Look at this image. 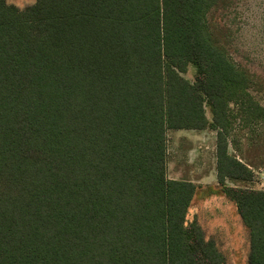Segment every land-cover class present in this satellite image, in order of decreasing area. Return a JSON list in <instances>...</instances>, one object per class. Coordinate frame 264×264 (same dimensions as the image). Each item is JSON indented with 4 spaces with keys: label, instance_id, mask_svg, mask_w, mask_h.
Instances as JSON below:
<instances>
[{
    "label": "trees",
    "instance_id": "1",
    "mask_svg": "<svg viewBox=\"0 0 264 264\" xmlns=\"http://www.w3.org/2000/svg\"><path fill=\"white\" fill-rule=\"evenodd\" d=\"M225 1L0 0V264H224L187 220L195 184L166 175L167 133L207 129L264 264V191L224 183L252 178L227 153L229 104L264 119L209 18Z\"/></svg>",
    "mask_w": 264,
    "mask_h": 264
},
{
    "label": "rangeland",
    "instance_id": "2",
    "mask_svg": "<svg viewBox=\"0 0 264 264\" xmlns=\"http://www.w3.org/2000/svg\"><path fill=\"white\" fill-rule=\"evenodd\" d=\"M24 9L35 0H4ZM209 14L225 30L226 47L234 65L252 76L256 87L250 94L264 108V0H226ZM212 21V19H211ZM195 70L188 66L182 76L194 81ZM227 153L252 172L250 181L225 179L227 186L264 191V119L247 122L230 103ZM206 118L210 112L205 109ZM216 132L169 131L167 133L166 175L190 181L196 186L187 212L205 238L211 239L223 256L224 264H248L249 232L234 204L222 195L216 179Z\"/></svg>",
    "mask_w": 264,
    "mask_h": 264
},
{
    "label": "crops",
    "instance_id": "3",
    "mask_svg": "<svg viewBox=\"0 0 264 264\" xmlns=\"http://www.w3.org/2000/svg\"><path fill=\"white\" fill-rule=\"evenodd\" d=\"M209 240H211V239H209Z\"/></svg>",
    "mask_w": 264,
    "mask_h": 264
}]
</instances>
